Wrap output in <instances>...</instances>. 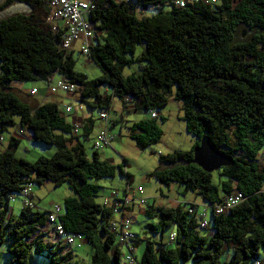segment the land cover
Here are the masks:
<instances>
[{"label":"trees","instance_id":"16d2710c","mask_svg":"<svg viewBox=\"0 0 264 264\" xmlns=\"http://www.w3.org/2000/svg\"><path fill=\"white\" fill-rule=\"evenodd\" d=\"M90 1L96 7L90 21L101 33L89 50L88 60L101 73L94 80L74 71L71 54L77 50L59 49L63 32H52L44 1L0 4V11L15 3L29 10L0 20V131L14 127L18 118L34 142L56 148L51 157L29 163L15 157L18 143L11 138L0 153V246L10 242V264H28L31 252L45 254L47 264H119L122 256L108 229L111 210L95 202L99 187L90 181L113 178L118 172L130 184V176L121 166L102 160L98 151L87 156L74 126L55 104L30 106L10 87L13 82H46L54 75L77 82L81 102L100 112H108L113 98L131 100L146 112L162 109L169 100L180 103L185 131L196 141L189 151L160 156V165L168 166L151 177L195 192L212 208L234 192L242 196L225 213L210 214V236L201 234L197 215L188 213L192 206L147 208L143 215L160 221L149 226L150 232L172 226L175 247L148 240L139 264H220L225 251H231L227 264L259 262L264 258V0H220L218 5L184 8L174 7L171 0ZM147 8L156 13L138 20L136 13ZM240 27L251 34L235 41ZM141 44L142 52L134 58ZM133 63L142 64L139 73L124 78L123 69ZM102 86L110 94L100 93ZM129 132L141 149L159 143L163 134L154 118L134 123ZM203 136L232 161L216 172L221 178L217 185L212 173L192 163V151ZM45 181L66 185L72 194L63 201L59 222L66 233L80 235L90 246L89 262L74 261L72 248L64 253L67 247L41 241L36 232L49 212L22 207L17 217L8 216L13 194Z\"/></svg>","mask_w":264,"mask_h":264},{"label":"rangeland","instance_id":"374dc122","mask_svg":"<svg viewBox=\"0 0 264 264\" xmlns=\"http://www.w3.org/2000/svg\"><path fill=\"white\" fill-rule=\"evenodd\" d=\"M3 0H0V4ZM165 10V9H164ZM28 8L22 4H12L7 8L0 11V20L8 16L19 14V13H28ZM156 12L150 8L142 10L136 13V18L138 20L142 17H151ZM243 33V36L241 35ZM249 32L244 27H240L238 32L235 35V41L247 39L250 36ZM143 44L137 45L135 48L134 58L139 56L142 52ZM74 61V71L76 73L84 75L88 80H94L98 78L101 73L97 67L87 58L82 56L79 53H75L73 56ZM142 64L133 63L132 65L125 67L122 71V76L124 78L132 75L138 74L140 71V66ZM58 76H54L56 81ZM10 87H13V93L22 101L26 102L30 106L37 107L40 104L34 103L39 102L43 94L46 92L47 84L44 82H13L10 84ZM33 87L38 90H41V93L33 98L27 99L24 96V91H28ZM108 89L106 86H102V90ZM110 94V91L108 90ZM46 97V96H43ZM49 102H54L58 105V108L61 110L65 106H71L73 108L70 114H66V120L71 123L74 119V116L82 109V106L77 96H69L66 93L59 92L58 95H48ZM33 99V101H32ZM88 101V100H86ZM112 105L115 111L109 113V119L114 120L116 118L115 113L119 108V102L116 99H113ZM117 106V107H116ZM86 113H90L93 118H97L100 111L97 108H87L84 107L83 110ZM161 112V115L164 118L157 117L155 121L162 131V137L159 143L155 145H148L144 149H141L135 145V143L130 140L129 135V124H116V126L109 129V134L112 137L111 145L107 148H101L98 150L100 158L104 161H107L114 166H121L122 170L127 171L130 175L131 186L127 190L132 193L134 190H137L138 187H141L144 191L142 197L146 198V204L140 205L139 196L137 193L134 194V201L132 206L134 210L131 213H125V218L129 220L131 224V230L135 234L137 244L134 248L133 257L135 259L134 264H139L142 254L144 252L146 242L148 240H153L155 242H162L164 248H173L175 247L174 242L169 241V235L172 231V226L167 228L160 229L156 234H152L149 230V226L159 224V219L155 216L146 217L141 211L144 212L149 207H159L163 209L173 208L180 205L184 210L189 207H193L196 211V215H201L205 209L204 200L192 191H184V188L177 184H169L168 186L161 184L151 177V174L158 168L167 167L168 165H160L159 157L172 153L174 151H189L196 139L187 134L185 131V122L183 120V113L181 111V105L169 101L168 104L162 109L153 110L152 112L158 115V112ZM119 119V116H117ZM150 119V117H149ZM18 125V118H15V126ZM14 127H7L5 131H0V152L5 150L9 141L8 132ZM99 126L101 127V122L97 119L95 121V128L98 130ZM20 131V130H18ZM27 133V139L24 136H21V141L17 145L16 149V158H21L26 162L32 163L36 161L39 157L49 158L55 152L56 148L54 146H46L40 143H36L31 139V133L28 130H25ZM94 139L89 140L81 139V144L84 147L85 153L87 156H91L93 151L90 148V145L93 144ZM125 161V163H124ZM260 163L264 164V158L260 159ZM221 178L216 172L212 173V183L217 185ZM128 180L126 177L121 176L118 172L113 178H103L99 180H91L90 182L97 185L99 188L96 193L95 202L99 205L102 204L103 198L110 195L111 191H116L119 195L123 196V191L126 187V182ZM30 190L33 192L30 195V200L36 206L35 209L40 212H50L54 206H57L60 210V214L63 213V201L67 196L72 194L68 190L66 185H60L55 187L51 182L45 181L41 186L35 184H30ZM163 194V197L160 195V191ZM13 202L9 203V214L8 216L17 217L22 206V198L16 194L12 195ZM119 215H116V218H119ZM198 218V217H197ZM207 229L202 230L201 234L209 236L208 233L212 232V223L210 212H207L206 215ZM10 247V242L5 241L0 246V264H10V257L7 254V250ZM73 249V258L74 261L87 263L90 261L92 256V250L87 243H83L80 247L72 245ZM121 259L119 264H128V261L125 260V253L127 249L122 247L121 249ZM231 258V251H225L219 258L220 264H227ZM28 264H47V258L45 254H34L31 252L28 258ZM183 264H192L191 261H187Z\"/></svg>","mask_w":264,"mask_h":264},{"label":"built area","instance_id":"2783aa9c","mask_svg":"<svg viewBox=\"0 0 264 264\" xmlns=\"http://www.w3.org/2000/svg\"><path fill=\"white\" fill-rule=\"evenodd\" d=\"M44 1L46 7L48 8L47 23L49 24L53 33H58L62 30V40L59 44V49L65 53L71 52L74 45L77 44V52L89 58V50L91 45L99 39L101 33L95 29L96 24L90 21L91 12L96 8L95 5L90 1H79V0H42ZM124 2H129V0H123ZM220 0H171V4L176 8H184L186 6L194 4L203 5H218ZM169 1L165 5L169 6ZM156 8H159L157 6ZM55 76V75H54ZM54 76L47 79L46 92L44 96L49 94H57L59 92L80 95L82 92V87L77 83L72 81L68 77L58 76L55 81ZM37 95V89L33 88L28 92L29 97H34ZM73 108L71 106H65V113H71ZM151 118H155L157 114L150 112ZM98 120L101 122V128L97 135L95 136L92 150L98 151L101 148H107L111 144L112 137L108 131V115L107 112H100L98 115ZM74 134H77L78 125L74 124ZM264 157V150L262 152ZM131 185L126 182V187L123 191V196L119 195L116 191H111L110 195L103 198L102 207L110 209L112 216L109 220L108 229L111 233L115 235V246L120 250L122 247L127 249L128 253H125V260L128 264H134L135 259L133 257L134 252V241L135 234L131 230V224L128 219L125 218V212L129 209L130 205L134 201V194L137 193L139 196L140 205H145L146 199L142 197V188L138 187L137 190L130 193L127 190ZM30 186H26L22 192L18 195L22 198V206L35 210V207L30 200ZM14 199H11L13 202ZM242 200V196L238 192L232 193L222 205L211 207L205 205V209L201 215H197L199 228L201 230L207 229L206 215L209 211L210 214L215 213L220 215L233 208ZM196 211L192 208L188 209V213ZM60 210L57 206H54L52 210L48 213L44 225L38 228L36 234L40 236L41 241L47 245H60L62 247H67L71 250L72 245L78 241V245L83 241L80 235L66 233L59 222ZM119 215V218H116ZM175 231L172 229L169 235V241L174 242ZM121 251V250H120ZM250 264H264V258H259V262H251Z\"/></svg>","mask_w":264,"mask_h":264},{"label":"crops","instance_id":"0c3cea01","mask_svg":"<svg viewBox=\"0 0 264 264\" xmlns=\"http://www.w3.org/2000/svg\"><path fill=\"white\" fill-rule=\"evenodd\" d=\"M79 1H87V0H79ZM114 1H116V2H120L121 0H114ZM76 48H77V44H75L74 45V47H73V50H76ZM76 52L74 51V52H72V54L71 55H74ZM44 83H46V82H44ZM11 89H12V91H13V87H11ZM31 89H33V87H31L30 89H29V91L31 90ZM36 89V88H35ZM42 90V89H41ZM41 90H38L37 89V94L39 95L40 93H41ZM43 91V90H42ZM25 93H24V96L25 97H27V99H30V98H33V97H29L28 96V91L26 92V91H24ZM105 93V94H109L108 93V90H106V89H104V91H102V89L100 88V93ZM49 95H51V94H49ZM52 95H55V94H52ZM56 95H58V93L56 94ZM67 95H69V96H78L79 97V101L78 102H80V103H82L81 102V99H80V95H71V94H67ZM43 96H44V94H43ZM41 97V99H40V101L39 102H34L33 101V99H32V101L34 102V103H39L40 105L41 104H44V103H53V104H55L57 107H58V105L56 104V103H54V102H49V100H48V95L46 96V97ZM113 99H116V100H118V102H119V108L117 109V111L116 112H114L115 113V116H116V118L114 119V120H110L109 119V113L111 112V111H115L114 110V107H113V105H112V102H113ZM112 100H111V106H110V108H109V110H108V112H107V115H108V128H114L115 126H116V124H118L119 123V126H121V124H124V123H126V124H129L127 127H130L131 125H133L134 123H137V122H140V121H143V120H147V119H149V117H150V119H151V113L150 112H146V111H143L142 109H140L139 107H137V105L136 104H132L131 103V100H128L126 103H124L123 102V100H121V99H119V98H113ZM170 101V100H169ZM171 101H173V100H171ZM173 102H175V101H173ZM177 103V102H176ZM178 104H180V103H178ZM181 105V104H180ZM81 106H82V109L81 110H79V112L78 113H80V114H76L75 116H74V120L71 122V123H69L67 120H66V118H65V115L67 114H70V113H65V111H64V109L63 110H61V114H62V116L64 117V119H65V121L69 124V125H71V126H73L74 124H76V125H78V130H77V138H78V140L80 141L82 138H83V134H85V135H87V139L89 140V139H91V138H93V139H95V136L97 135V133L99 132V130H100V126H99V128H98V130H96V128H95V121H97V119H98V117L97 118H93V116L91 115V112L90 113H86V112H84V111H82L83 110V108L84 107H87L86 105H85V103H82L81 104ZM117 107V106H116ZM88 108V107H87ZM59 109V108H58ZM60 111V110H59ZM99 115V114H98ZM117 116H119V119H117ZM157 117H161V118H164L162 115H161V112L159 111L158 112V115L154 118V119H156ZM18 130H20V131H18ZM108 131H109V129H108ZM8 134H9V141H8V145H7V148L5 149V150H7L8 149V147H9V144H10V139L11 138H13V139H15L16 141H17V143L19 144V142L21 141V136H24V137H26L27 139H30V137H27V133L25 132V129H22V128H20V126L19 125H17V126H15V129H12L11 131H9L8 132ZM31 139H32V137H31ZM74 142V141H73ZM17 144V145H18ZM92 145L93 144H91L90 145V148H92ZM17 147V146H16ZM17 149V148H16ZM16 149H15V156H16ZM5 150H3L2 152H4ZM2 152H0V153H2ZM127 174H128V176H130L129 175V173L127 172V171H125ZM142 191H143V189H142ZM160 191V190H159ZM33 192L31 191L30 192V195L32 194ZM144 195V191H143V193H142V196ZM160 195L163 197V194H162V192L160 191ZM67 197H70V196H67ZM66 197V198H67ZM146 199V198H145ZM33 203V202H32ZM133 204V203H132ZM132 204L130 205V207H129V209L125 212V213H131V212H133V210H134V206H132ZM34 205V204H33ZM34 207L36 208V206L34 205ZM155 208H159V207H155ZM36 211H39V210H37V209H35ZM141 213L143 214L144 212L143 211H141ZM211 233L212 232H209L208 233V235L210 236L211 235ZM206 236V235H205ZM83 243H85V242H81L80 243V245L81 244H83ZM79 243H78V241H76L75 242V246H77ZM135 246H136V244H135ZM80 247V246H79Z\"/></svg>","mask_w":264,"mask_h":264},{"label":"water","instance_id":"95a60500","mask_svg":"<svg viewBox=\"0 0 264 264\" xmlns=\"http://www.w3.org/2000/svg\"><path fill=\"white\" fill-rule=\"evenodd\" d=\"M235 1L233 0V3ZM241 35L243 36V33ZM192 156V163L208 174L232 164L231 159L217 152L205 136L199 139V144L193 149Z\"/></svg>","mask_w":264,"mask_h":264}]
</instances>
